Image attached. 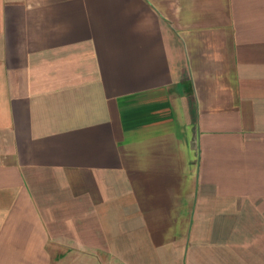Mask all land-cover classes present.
Segmentation results:
<instances>
[{"label":"crops","instance_id":"0c3cea01","mask_svg":"<svg viewBox=\"0 0 264 264\" xmlns=\"http://www.w3.org/2000/svg\"><path fill=\"white\" fill-rule=\"evenodd\" d=\"M0 264H264V0H0Z\"/></svg>","mask_w":264,"mask_h":264}]
</instances>
